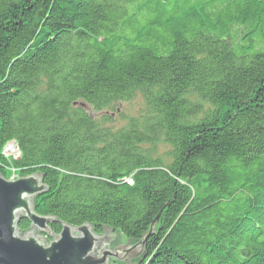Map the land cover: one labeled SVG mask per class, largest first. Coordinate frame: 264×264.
I'll use <instances>...</instances> for the list:
<instances>
[{
	"label": "trees",
	"instance_id": "1",
	"mask_svg": "<svg viewBox=\"0 0 264 264\" xmlns=\"http://www.w3.org/2000/svg\"><path fill=\"white\" fill-rule=\"evenodd\" d=\"M137 94L144 114L111 125ZM35 174L54 235L145 240L134 264H264V0H0V175Z\"/></svg>",
	"mask_w": 264,
	"mask_h": 264
},
{
	"label": "water",
	"instance_id": "2",
	"mask_svg": "<svg viewBox=\"0 0 264 264\" xmlns=\"http://www.w3.org/2000/svg\"><path fill=\"white\" fill-rule=\"evenodd\" d=\"M48 192L38 174L14 181L0 175V264H134L143 255L145 240L132 244L110 230L99 236L89 224H63L54 235L51 225L58 220L40 216L34 207L35 199ZM22 219L31 223L29 231H21ZM159 221L160 215L149 236ZM43 235L49 236V243Z\"/></svg>",
	"mask_w": 264,
	"mask_h": 264
},
{
	"label": "rangeland",
	"instance_id": "3",
	"mask_svg": "<svg viewBox=\"0 0 264 264\" xmlns=\"http://www.w3.org/2000/svg\"><path fill=\"white\" fill-rule=\"evenodd\" d=\"M80 104L88 111V113L98 119H101L103 115L108 114V112H96L91 106L84 102H80ZM117 113H114V122L111 124L115 127L122 128L128 125L129 119L139 118L144 114L145 111V102L140 94H137L136 97L128 103H123L118 105ZM113 113V112H112ZM111 114V113H110ZM13 146V145H12ZM12 148H10L9 153H6V157L15 158L19 157V152L16 149V152L12 153ZM170 150V146L162 143L158 144L156 148L155 156L163 158L166 162L170 161V158L167 156L168 151ZM113 234V233H111ZM46 238L47 243H49V236L43 235ZM112 264H118L116 260L111 261Z\"/></svg>",
	"mask_w": 264,
	"mask_h": 264
},
{
	"label": "bare ground",
	"instance_id": "4",
	"mask_svg": "<svg viewBox=\"0 0 264 264\" xmlns=\"http://www.w3.org/2000/svg\"><path fill=\"white\" fill-rule=\"evenodd\" d=\"M13 145V146H12ZM10 148H12L11 150H12V153H14V152H16V145L14 144V143H12V144H10L7 148H6V153H9V151H10Z\"/></svg>",
	"mask_w": 264,
	"mask_h": 264
},
{
	"label": "built area",
	"instance_id": "5",
	"mask_svg": "<svg viewBox=\"0 0 264 264\" xmlns=\"http://www.w3.org/2000/svg\"><path fill=\"white\" fill-rule=\"evenodd\" d=\"M12 180H15V178H13Z\"/></svg>",
	"mask_w": 264,
	"mask_h": 264
}]
</instances>
